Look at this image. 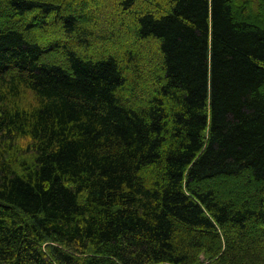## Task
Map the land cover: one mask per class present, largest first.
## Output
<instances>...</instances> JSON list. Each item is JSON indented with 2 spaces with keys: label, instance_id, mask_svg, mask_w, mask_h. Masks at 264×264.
<instances>
[{
  "label": "trees",
  "instance_id": "16d2710c",
  "mask_svg": "<svg viewBox=\"0 0 264 264\" xmlns=\"http://www.w3.org/2000/svg\"><path fill=\"white\" fill-rule=\"evenodd\" d=\"M0 264H264V0H0Z\"/></svg>",
  "mask_w": 264,
  "mask_h": 264
}]
</instances>
